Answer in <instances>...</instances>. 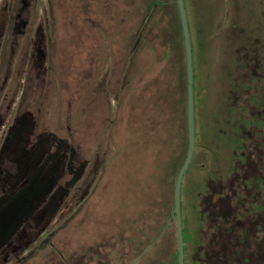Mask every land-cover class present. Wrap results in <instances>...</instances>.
<instances>
[{"label":"trees","instance_id":"obj_1","mask_svg":"<svg viewBox=\"0 0 264 264\" xmlns=\"http://www.w3.org/2000/svg\"><path fill=\"white\" fill-rule=\"evenodd\" d=\"M33 1L23 0V8ZM47 2L50 8L56 5L58 23L66 25L67 34L71 33L73 40L81 39L79 59L86 73L95 64L94 44L100 45V50L116 49L119 59L110 53L102 57H109L112 69L124 63L122 77L132 70L135 76L140 71H136L140 48L147 57L145 83L134 87L131 82L132 88L127 90L123 81L124 92L111 117V153L102 164V169L110 167L112 172L114 159L121 156L118 171L128 180L126 187H132L133 204L117 211L116 217L110 214L104 222L106 235L100 232V240L95 231H89L90 243L95 246L113 239L119 243L122 228L132 226V241L137 244L110 253L115 264H178L173 191L187 153L188 130L186 61L176 0ZM245 2V13L238 9L242 2L234 5V12L229 11L227 25L220 22V12L202 7L196 10L193 33L187 17L195 146L181 185L184 264H264V18L254 15ZM261 2L264 5V0ZM15 24L19 29L29 25V19L17 16ZM137 34L142 36L129 59ZM197 40L207 49L206 57L196 54ZM60 52L63 57L65 50ZM202 68V93L197 102V75ZM238 86L248 89L243 97L236 92ZM117 127H122L121 137L114 139L113 134L120 135ZM200 152L207 153V161L192 168ZM184 188L189 214L182 205ZM207 188V200L217 205L208 215L201 212L200 200L194 197L195 190L203 195ZM220 200L229 202V208ZM126 212L132 217L128 218L130 225L126 217L123 221ZM94 224L97 222L90 221V226ZM101 256L110 259L97 251L90 260L101 263Z\"/></svg>","mask_w":264,"mask_h":264},{"label":"rangeland","instance_id":"obj_2","mask_svg":"<svg viewBox=\"0 0 264 264\" xmlns=\"http://www.w3.org/2000/svg\"><path fill=\"white\" fill-rule=\"evenodd\" d=\"M22 1L0 0V264H115L110 253L137 244L132 241V226L122 228L120 244L113 239L93 246L89 231H95L100 240V232L106 235L104 222L110 214L116 217L117 211L133 204L132 187H126L128 180L119 175L121 156L114 159L112 172L110 167L102 169V164L111 153V117L124 92L123 81L126 89L132 88L131 82L134 87L145 83L146 54L142 48L137 52L136 71H140L136 76L132 70L122 77L124 63L112 69L109 57H102L110 53L119 59L116 49L100 50L94 44L95 64L86 73L79 59L82 41L73 40L66 25L58 23L56 5L50 8L47 0H34L23 8ZM236 1L201 0L198 4L184 0L192 32L196 10L202 7L220 12L225 25L235 4L242 2L238 9L246 12L245 1L254 15L264 18L261 0ZM17 16L29 19V25L16 29ZM141 36L134 38L129 59ZM198 41L196 54L206 57L207 49ZM202 74L203 68L197 75V102ZM236 92L243 97L248 89L238 86ZM124 106L123 100V117ZM117 132L120 135L113 134L114 139L121 137L122 127ZM206 156L200 152L192 168L204 164ZM183 191L182 205L189 214ZM207 191L202 195L195 190L194 197L200 200L201 212L208 215L217 205L209 203ZM219 202L229 208L226 200ZM127 213L123 221L126 217L130 225L132 217ZM90 221L97 224L92 227ZM97 251L110 259L101 256V263L91 261Z\"/></svg>","mask_w":264,"mask_h":264},{"label":"water","instance_id":"obj_3","mask_svg":"<svg viewBox=\"0 0 264 264\" xmlns=\"http://www.w3.org/2000/svg\"><path fill=\"white\" fill-rule=\"evenodd\" d=\"M179 19L183 35L186 77H187V130H188V147L184 161L177 173L174 191H173V214L175 217V229L178 248V264H184L183 258V237H182V214H181V185L183 176L188 169L195 146L194 130V94H193V66H192V49L190 33L188 28L187 16L183 0H176Z\"/></svg>","mask_w":264,"mask_h":264},{"label":"flooded vegetation","instance_id":"obj_4","mask_svg":"<svg viewBox=\"0 0 264 264\" xmlns=\"http://www.w3.org/2000/svg\"><path fill=\"white\" fill-rule=\"evenodd\" d=\"M208 264H218V263H208ZM221 264H224V263H221Z\"/></svg>","mask_w":264,"mask_h":264}]
</instances>
